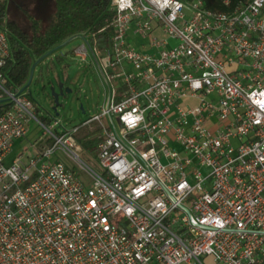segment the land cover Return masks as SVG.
Instances as JSON below:
<instances>
[{
	"label": "built area",
	"instance_id": "obj_1",
	"mask_svg": "<svg viewBox=\"0 0 264 264\" xmlns=\"http://www.w3.org/2000/svg\"><path fill=\"white\" fill-rule=\"evenodd\" d=\"M220 1L109 0L73 34L108 91L72 125L36 117L0 21V264H264V0Z\"/></svg>",
	"mask_w": 264,
	"mask_h": 264
},
{
	"label": "rangeland",
	"instance_id": "obj_2",
	"mask_svg": "<svg viewBox=\"0 0 264 264\" xmlns=\"http://www.w3.org/2000/svg\"><path fill=\"white\" fill-rule=\"evenodd\" d=\"M0 1L4 2L7 8L5 18L14 20L23 29L28 28L29 23L22 12V6L34 17L42 19V23L46 22L49 11L53 8V0ZM133 38L135 41L136 37ZM81 42L82 40L79 36H74L63 45L57 46V44L35 64L32 79L27 89L30 91L29 95L33 102L32 109L36 117L41 118L42 115L47 116L51 114L63 125L79 124L88 115L96 112L99 105L104 101L108 87L100 69L90 60L89 56L81 60L78 57H71L69 55L70 49ZM134 44L137 43L134 42ZM107 69L109 72L111 71L110 68ZM59 82L63 85L62 93L58 96L60 105L56 109H53L54 101L50 86H53L54 90L58 91ZM114 82L116 83V80ZM119 92L120 89L116 88V94ZM46 127L48 128V126L38 123L36 119H30L26 136L21 142H14L12 153L19 150L22 144H28L36 138L42 139L46 137L48 135ZM58 128L59 125H56L52 130L58 131ZM81 140L84 146L91 149L93 145L91 140H84L83 136ZM52 141L53 138H50L49 142L51 143ZM173 145L178 147L177 143ZM78 153L87 164L98 169V165L91 154L83 150H79ZM51 158H58L66 166H71L76 175L87 184L90 183L89 176L60 149H56ZM201 171L205 174L208 169L201 167ZM201 260L205 264H210V258L207 255L201 256Z\"/></svg>",
	"mask_w": 264,
	"mask_h": 264
},
{
	"label": "trees",
	"instance_id": "obj_3",
	"mask_svg": "<svg viewBox=\"0 0 264 264\" xmlns=\"http://www.w3.org/2000/svg\"><path fill=\"white\" fill-rule=\"evenodd\" d=\"M234 1V0H232ZM212 8L228 9L220 0H204ZM109 0H53V8L49 11L45 23L42 19L34 17L22 6V12L28 20V28H21L14 20L7 19L6 25L11 31V50L14 57L9 70L10 78L17 84L27 80L31 63L35 58L44 54L65 38L83 31L95 29L104 24L110 16L108 12ZM20 6V5H19ZM7 8L0 1V21H3ZM107 31L98 35L105 43ZM42 123L49 124L50 116L38 118ZM81 140V139H80ZM82 144L83 141L81 140ZM91 142H93L91 140ZM94 147H91L93 149Z\"/></svg>",
	"mask_w": 264,
	"mask_h": 264
},
{
	"label": "water",
	"instance_id": "obj_4",
	"mask_svg": "<svg viewBox=\"0 0 264 264\" xmlns=\"http://www.w3.org/2000/svg\"><path fill=\"white\" fill-rule=\"evenodd\" d=\"M80 36V35H79ZM74 35H70L69 37L65 38L63 41H61L57 46L59 45H63L64 43H66L69 39L73 38ZM52 49L46 51L44 54L41 55V57L35 59L31 65H30V68H29V72H28V77H27V80L25 82V84L23 85L24 87L25 86H28V84L30 83L31 79H32V75H33V69H34V66L35 64L44 56H46ZM58 87H59V90L58 91H55L54 90V87L53 86H50V89H51V95L53 96V101H54V104L52 106L53 109H56V107L58 105H60V102H59V99H58V96L60 93H62V90H63V85L61 82L58 83ZM82 107V105H81Z\"/></svg>",
	"mask_w": 264,
	"mask_h": 264
},
{
	"label": "crops",
	"instance_id": "obj_5",
	"mask_svg": "<svg viewBox=\"0 0 264 264\" xmlns=\"http://www.w3.org/2000/svg\"><path fill=\"white\" fill-rule=\"evenodd\" d=\"M136 43H137V44H140V42H138L137 40H136ZM143 46H144V47H147V45H146V44H145V45H143Z\"/></svg>",
	"mask_w": 264,
	"mask_h": 264
},
{
	"label": "flooded vegetation",
	"instance_id": "obj_6",
	"mask_svg": "<svg viewBox=\"0 0 264 264\" xmlns=\"http://www.w3.org/2000/svg\"><path fill=\"white\" fill-rule=\"evenodd\" d=\"M7 1H11V0H7ZM48 116H50L51 118H53L54 116L53 115H51V114H48Z\"/></svg>",
	"mask_w": 264,
	"mask_h": 264
}]
</instances>
